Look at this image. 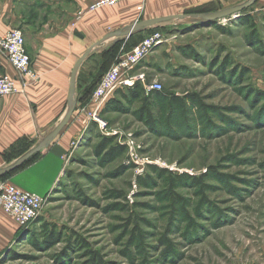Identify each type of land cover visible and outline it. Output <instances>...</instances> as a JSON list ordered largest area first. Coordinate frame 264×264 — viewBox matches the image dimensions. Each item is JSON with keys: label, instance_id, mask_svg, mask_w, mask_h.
I'll return each instance as SVG.
<instances>
[{"label": "rangeland", "instance_id": "1", "mask_svg": "<svg viewBox=\"0 0 264 264\" xmlns=\"http://www.w3.org/2000/svg\"><path fill=\"white\" fill-rule=\"evenodd\" d=\"M42 1H26L24 14L46 17ZM263 16L255 0L220 20L158 29L162 41L134 71L144 93L115 95L98 113L103 125L89 121L0 264H264ZM42 224L57 233L51 247Z\"/></svg>", "mask_w": 264, "mask_h": 264}, {"label": "crops", "instance_id": "2", "mask_svg": "<svg viewBox=\"0 0 264 264\" xmlns=\"http://www.w3.org/2000/svg\"><path fill=\"white\" fill-rule=\"evenodd\" d=\"M26 1L0 0V37L20 21L33 29L23 36L34 74V78L19 76L0 56V76L10 77L20 88L19 94L0 98V170L30 154L6 174V181L22 191L44 196L59 180L73 153L72 146L88 134L91 123L87 115L92 104L86 106L85 92L124 54L119 50L124 38L135 37L129 42V52L171 21L189 23L200 15L252 0H126L121 6L94 12H87V8L95 0H43L46 17L35 21L23 12ZM130 19L126 30L119 28ZM155 20L161 22L129 37L121 35L136 23ZM72 106L69 120L54 135ZM18 234L16 221L0 208V260Z\"/></svg>", "mask_w": 264, "mask_h": 264}, {"label": "built area", "instance_id": "3", "mask_svg": "<svg viewBox=\"0 0 264 264\" xmlns=\"http://www.w3.org/2000/svg\"><path fill=\"white\" fill-rule=\"evenodd\" d=\"M123 1L125 0H95L88 6L87 12L112 7ZM162 38L159 32L153 33L114 62L101 77L91 95L92 109L87 115L89 121H94L99 126L103 125L98 113L105 108L116 91L132 87L137 81H143V75L134 74L135 68L152 48L162 41ZM0 55L5 57L19 76L34 78L30 56L26 51L25 39L20 30L12 29L0 37ZM145 89L147 93L159 91L160 85L151 84ZM19 93L20 88L13 79L6 75L0 76V98ZM43 202V196L22 191L10 182L0 180V208L16 221L19 228L33 223L41 212Z\"/></svg>", "mask_w": 264, "mask_h": 264}, {"label": "trees", "instance_id": "4", "mask_svg": "<svg viewBox=\"0 0 264 264\" xmlns=\"http://www.w3.org/2000/svg\"><path fill=\"white\" fill-rule=\"evenodd\" d=\"M244 20L247 21L248 18H244ZM262 20L264 22V16H263ZM101 77L99 78V80L101 79ZM99 80L92 85L91 94L93 93V91H94L96 85L98 84ZM143 93H144L143 92V87H142L140 81H137V82L134 83V85L132 87L125 88L123 90H117L116 93L112 96V98L107 102L104 110H107L109 108V106L113 104V102L115 100V98H114L115 95L122 96L123 98L124 97L125 98H129L128 96H130L131 98H133V100H137ZM151 93H154L155 95H159L160 94L159 91H153V92H150V94ZM128 100H130V98ZM103 141L104 142L102 143V145L99 146L97 151H96L98 156H100L102 154L101 151L106 150L107 146H109V143H106V139H104ZM109 151H111V150L109 149ZM6 176L7 175H4V176L0 177V180L1 181H6ZM41 229H42L41 230V235L43 234V238H42L43 245H48V247H51L55 243H57L58 236H57V233L54 230L53 231L51 229L49 230V226L47 224H42ZM83 247L85 248L86 244ZM92 259H95L96 261L98 260L96 254L92 253Z\"/></svg>", "mask_w": 264, "mask_h": 264}, {"label": "water", "instance_id": "5", "mask_svg": "<svg viewBox=\"0 0 264 264\" xmlns=\"http://www.w3.org/2000/svg\"><path fill=\"white\" fill-rule=\"evenodd\" d=\"M253 1H255V0H252L251 2H248V3H246V4H244L243 6H240V7L229 8V9H226V10L215 12V13L210 14V15H204V16L200 15V17L202 19H205V20H208V21L220 20V19H223V18H226V17H229V16H232V15H235V14H238V13L242 12L249 5H251L253 3ZM159 22H161V20L136 23L128 31L123 32L121 35L129 37L133 32H135V31H137V30H139L141 28H144V27L151 26L153 24L159 23ZM71 98H72V96H71ZM72 108H73V106L70 108V111H68L65 119L60 124V126L57 128V130L55 131L54 135H56L63 128V126L67 123V121L70 118V112H71ZM29 156H30V154H27L23 158H21L14 166H12L10 168H7V169L0 170V177H2L4 175H6L7 173H9L10 171L14 170L20 163L25 161Z\"/></svg>", "mask_w": 264, "mask_h": 264}]
</instances>
